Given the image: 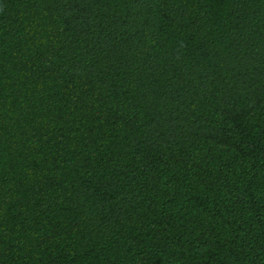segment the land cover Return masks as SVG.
I'll return each mask as SVG.
<instances>
[{
	"label": "trees",
	"instance_id": "1",
	"mask_svg": "<svg viewBox=\"0 0 264 264\" xmlns=\"http://www.w3.org/2000/svg\"><path fill=\"white\" fill-rule=\"evenodd\" d=\"M0 264H264V0H0Z\"/></svg>",
	"mask_w": 264,
	"mask_h": 264
}]
</instances>
